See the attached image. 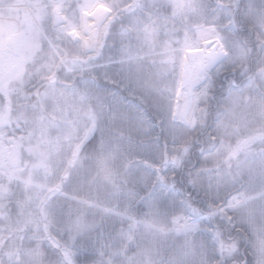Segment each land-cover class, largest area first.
Wrapping results in <instances>:
<instances>
[{
  "label": "snow or ice",
  "instance_id": "1",
  "mask_svg": "<svg viewBox=\"0 0 264 264\" xmlns=\"http://www.w3.org/2000/svg\"><path fill=\"white\" fill-rule=\"evenodd\" d=\"M0 264H264V0H0Z\"/></svg>",
  "mask_w": 264,
  "mask_h": 264
}]
</instances>
